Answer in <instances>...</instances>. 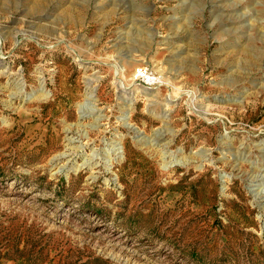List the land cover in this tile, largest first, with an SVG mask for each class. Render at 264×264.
I'll use <instances>...</instances> for the list:
<instances>
[{
  "label": "rangeland",
  "instance_id": "obj_1",
  "mask_svg": "<svg viewBox=\"0 0 264 264\" xmlns=\"http://www.w3.org/2000/svg\"><path fill=\"white\" fill-rule=\"evenodd\" d=\"M0 264H264V0H0Z\"/></svg>",
  "mask_w": 264,
  "mask_h": 264
},
{
  "label": "bare ground",
  "instance_id": "obj_2",
  "mask_svg": "<svg viewBox=\"0 0 264 264\" xmlns=\"http://www.w3.org/2000/svg\"><path fill=\"white\" fill-rule=\"evenodd\" d=\"M88 96H89V95H88ZM91 96H93V94H92V93H91ZM88 100H90V101H91V100H93V99L89 98Z\"/></svg>",
  "mask_w": 264,
  "mask_h": 264
}]
</instances>
